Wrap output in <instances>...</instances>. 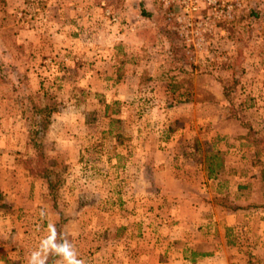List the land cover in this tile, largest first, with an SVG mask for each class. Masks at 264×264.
Wrapping results in <instances>:
<instances>
[{
  "label": "rangeland",
  "instance_id": "374dc122",
  "mask_svg": "<svg viewBox=\"0 0 264 264\" xmlns=\"http://www.w3.org/2000/svg\"><path fill=\"white\" fill-rule=\"evenodd\" d=\"M195 4L0 0V264H200L210 204L264 217V0Z\"/></svg>",
  "mask_w": 264,
  "mask_h": 264
},
{
  "label": "crops",
  "instance_id": "0c3cea01",
  "mask_svg": "<svg viewBox=\"0 0 264 264\" xmlns=\"http://www.w3.org/2000/svg\"><path fill=\"white\" fill-rule=\"evenodd\" d=\"M232 177L243 183L241 180L246 177V172L240 171L238 174L229 172L227 178L231 180ZM245 204L243 202H238L235 205L210 204L212 212L208 215V224L211 232L205 239L213 242L216 238L215 233H219L221 243L209 251L196 254L200 264H219L220 262L223 264H264V234L254 235L251 238V245H242V236L230 241L225 235L228 227L242 228L246 227V224L249 225L250 222L258 224L261 222L264 225V217L259 216L257 206L252 205L251 208H248V205ZM250 209L253 211L251 212ZM200 224H202L201 221Z\"/></svg>",
  "mask_w": 264,
  "mask_h": 264
},
{
  "label": "clouds",
  "instance_id": "9594fccd",
  "mask_svg": "<svg viewBox=\"0 0 264 264\" xmlns=\"http://www.w3.org/2000/svg\"><path fill=\"white\" fill-rule=\"evenodd\" d=\"M54 231V229H53ZM52 237L49 240L45 241L42 247L47 250L49 245L51 248L57 251L59 254L63 255L64 258L67 260L68 264H83V261L76 257L74 250H72V246L68 242H64L63 244L56 245L51 244ZM40 256V252H33L32 257L29 260V264H35L37 257ZM40 264H44V261L41 260Z\"/></svg>",
  "mask_w": 264,
  "mask_h": 264
},
{
  "label": "trees",
  "instance_id": "16d2710c",
  "mask_svg": "<svg viewBox=\"0 0 264 264\" xmlns=\"http://www.w3.org/2000/svg\"><path fill=\"white\" fill-rule=\"evenodd\" d=\"M225 88H226V95H229V92H227V89H228L227 85H226ZM36 140L37 139H35L34 142H35L36 146H38V148H39L40 147V143H37ZM218 153L219 152L216 151V153H212L210 156H207V160H210V171L212 172V174L215 173L217 171V169L222 166V161L220 160V157H219ZM44 176H48V175H44Z\"/></svg>",
  "mask_w": 264,
  "mask_h": 264
},
{
  "label": "built area",
  "instance_id": "2783aa9c",
  "mask_svg": "<svg viewBox=\"0 0 264 264\" xmlns=\"http://www.w3.org/2000/svg\"><path fill=\"white\" fill-rule=\"evenodd\" d=\"M167 2H182V3H187L188 7H190L191 10H196L197 9V4L196 0H165Z\"/></svg>",
  "mask_w": 264,
  "mask_h": 264
}]
</instances>
